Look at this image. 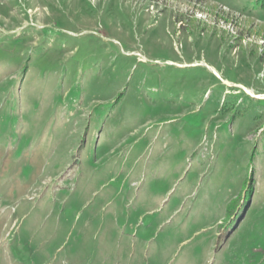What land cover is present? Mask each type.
I'll return each instance as SVG.
<instances>
[{
  "label": "rangeland",
  "instance_id": "obj_1",
  "mask_svg": "<svg viewBox=\"0 0 264 264\" xmlns=\"http://www.w3.org/2000/svg\"><path fill=\"white\" fill-rule=\"evenodd\" d=\"M0 264H264V0H0Z\"/></svg>",
  "mask_w": 264,
  "mask_h": 264
},
{
  "label": "bare ground",
  "instance_id": "obj_2",
  "mask_svg": "<svg viewBox=\"0 0 264 264\" xmlns=\"http://www.w3.org/2000/svg\"><path fill=\"white\" fill-rule=\"evenodd\" d=\"M247 90V89H246Z\"/></svg>",
  "mask_w": 264,
  "mask_h": 264
}]
</instances>
